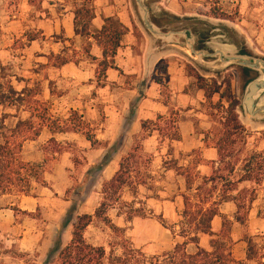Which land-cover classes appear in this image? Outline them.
<instances>
[{"label": "crops", "instance_id": "0c3cea01", "mask_svg": "<svg viewBox=\"0 0 264 264\" xmlns=\"http://www.w3.org/2000/svg\"><path fill=\"white\" fill-rule=\"evenodd\" d=\"M229 2L232 5L227 2L226 9H220L222 13L229 15V18L222 19L199 12V9L207 10L211 7L210 3L204 4L205 0H145V4H149L148 16L154 27L152 32L146 27L145 16H142L139 4L134 7L132 2L129 4L127 0H94L96 16L92 30L93 28L96 31L102 30L103 17L108 19L117 16L126 31L122 37L121 48L114 58L113 67L104 72L103 77L99 79L96 64L77 63L70 59L64 66L53 64L55 57H62L60 41H55L56 36L63 34L68 40L81 38L75 32V12L65 6L64 0L41 2L42 10L50 14L48 20L44 19L43 11L38 14L30 0H23L28 6L26 13L30 24H33V30L42 33L41 39L33 38L35 40L30 42V48L34 50L38 59H48L46 57L51 55L50 63L52 61L54 75L52 80L56 87L50 90L48 100H53V108L58 107L77 113L80 123L87 129L97 130L92 132L94 144L87 140L84 132L55 133L45 127L37 140L24 144L22 159L30 164H43L45 151L41 147L55 140L59 145L84 144L82 146L87 149L90 168L97 166L99 170L98 167L103 162L106 166L92 183H85V191L77 192L76 196L68 197V192L75 183H70L66 177L65 163H58L51 172L48 168L44 173L45 184L34 181L28 195L19 191L12 194L11 191L15 189L1 194L0 264H25L26 258L31 257L35 259L34 264H52L49 262L50 259L59 258L60 251L50 257L59 234L62 233L63 250L73 239L77 219L83 215H95L104 201L102 195L104 184L117 174L123 159L135 153L134 139L142 131V122L153 121L158 115L167 113L163 101L156 97L160 87L155 79L156 67L161 61L174 57L178 62L185 60L188 64L191 63L202 77L209 79H216L232 72L238 78L235 85L237 81L244 80L240 68L243 66L229 62V59L242 57L264 61V0ZM2 4L4 9H7L8 0L2 1ZM233 5H236L235 13L231 11ZM173 17L178 18L179 22L174 25L167 24V21L173 22ZM26 20L24 18V21ZM135 29L139 36L136 35ZM92 40L90 38L91 42ZM49 45H53L50 52L46 48ZM1 53L0 59L5 58L6 54ZM91 55L97 60H103L102 49L98 46H93ZM254 71L259 73V78L263 76L262 70ZM180 76L176 74L170 82L171 89L177 94L174 97L179 95L172 106L184 108L183 101L189 106L190 100L187 96L177 93L187 80L186 75ZM258 101V107L263 108L264 100ZM187 106H185L187 117L180 122V132L178 131L180 139L174 140L180 141L176 143L175 148L177 147L178 154L186 155L192 154L195 150L200 151L201 161L197 164L196 171L198 176L205 179L212 173L209 165L218 166L221 155L216 146L208 147L203 139L195 136L194 123L189 115L193 110H187ZM239 116L241 122L252 131L264 130V110L259 115L260 121L257 123L245 119L241 110ZM69 120L66 122L71 124ZM53 122L56 123L55 120ZM56 124L65 126L59 121ZM145 152L154 156L161 155L157 147L148 146ZM185 163L189 164L188 161ZM183 168L184 165L177 167V172L167 168L163 170L168 176L173 173L178 175V171H181L180 177L184 176L187 180V175L183 172L190 169ZM59 178L66 182H60ZM239 181L240 179L239 189L235 190V193L243 190H255L256 193L255 200L247 202L246 214H240L236 201L221 203L220 213L212 222L213 234H200L198 244L192 243L188 237L172 232L169 228L171 223L176 224L179 216L184 214L185 199L178 198L173 201L166 194L150 197L148 193L140 198H120L114 203L116 206H112L106 213V217L117 230L103 221L95 220L86 229L84 239L88 245L104 248L106 252L104 264H111V257L118 259L124 257L125 242L130 243L134 250L141 251L147 258H158L163 261L170 259V263V256H174L177 245L187 243L185 251L188 255H194L200 249L213 252V242L222 238L224 223L228 221L231 223L230 237L225 243L230 240V245L227 246L231 247L234 259L241 263L256 264L248 260V243L251 240L260 243L264 250V180L260 184L255 181ZM121 200L135 204L134 208L142 209L146 216L128 221L127 212L121 211L118 207ZM210 206L211 204L207 205ZM69 216L73 221L62 229ZM238 216L244 217L243 223L237 222Z\"/></svg>", "mask_w": 264, "mask_h": 264}, {"label": "rangeland", "instance_id": "374dc122", "mask_svg": "<svg viewBox=\"0 0 264 264\" xmlns=\"http://www.w3.org/2000/svg\"><path fill=\"white\" fill-rule=\"evenodd\" d=\"M2 1L4 0H0V55H2L1 52H4L6 56L0 59V81L4 86L12 83L18 92L26 88L31 90V93L39 91L42 97L38 96L37 99L48 103L44 106L41 105L40 108L28 104L21 106H5L0 109V117L6 119V125L10 128L15 127L19 121L34 120L38 114L41 117L48 115V119L53 118L52 121L55 120L56 123L57 121L62 122L65 127H69L71 124L66 121L68 119H70V122L71 119L76 120L72 116L73 112L58 107L53 108V100H48V98H50V90L56 87L55 82L52 80L54 75L52 61L50 63L51 55L46 57L48 59L41 60L35 56L34 50L30 48L32 39H41L42 33L33 30V24H30L26 13V11H28V6H26V3H23V0H8L9 4L7 5V9H4ZM42 1L43 0H30V3L38 10V14L43 11L40 6ZM85 1L86 0H64V4L75 12L76 9L86 4ZM127 1L129 4L132 2L131 4H133L134 7L138 4L137 0ZM227 2L230 4L229 0H205L204 4L210 3L211 7L207 10L199 9V12L201 11L200 13L202 14L211 15L212 9H226L225 6ZM88 6L93 8L96 16V5L94 0H91ZM233 6L234 8H232L231 11L235 13L236 5ZM140 10L142 16H145L144 10L142 8ZM43 13L44 19L48 20V18H50L49 12L43 11ZM36 15L34 18H36ZM24 18L27 20L24 21ZM108 19L113 20L117 25L121 24L117 16ZM108 19H104L103 17L104 25ZM92 23V42L89 38L85 37H81L78 40H68L63 34L56 36L55 41H60V52L65 59H70L77 63L89 62L90 64L98 65V74H100L99 79H101L104 75V72H102L103 68L100 67L101 59L95 60L96 58L91 55L93 46H98L94 37L99 35L101 31H96L95 28L92 30ZM10 25H12V27ZM123 32L126 34L124 29ZM135 33L139 36V34H137V29H135ZM49 41L51 42L52 40ZM46 48L47 51L50 52L53 49V45H49ZM262 71L263 76L261 78L264 79V69ZM176 74H178L179 77H181L180 75H183L182 77L186 75L187 77L181 91L177 92L183 96H187L190 100L188 102L189 106L183 101L184 108L172 106L174 105L173 101L177 100L179 97V95L174 97V95L177 94L170 87V82ZM196 75H200V73L191 63L188 64L185 60L178 62L175 60V57L164 59L157 65L155 79L160 87L156 97H160V101H163L164 106L167 108V113L165 115H158L153 121L142 122V125L145 123L147 124V128L145 130L142 128L141 133L134 139L133 148L135 149V157L131 160L133 182L138 185V191L133 192L130 188H127L120 196L115 195L109 198L111 199L109 202L110 205L116 206V204L114 205V201L116 199H122L123 197H126V199L140 198L145 193H148L150 197H160L166 194L172 198L173 201L178 198L183 200L188 198L191 205H193L189 212L192 214L195 211L197 212L195 208L199 206V204H197L199 201L213 203L214 200H216L218 201L217 203H219L220 199L224 197L236 196L238 198V205L242 207L240 214H246L248 208L247 202L256 197L255 190H243L240 193H235V189H239L238 180L244 174L243 170L248 165H251V169H255L253 176L256 179L259 181L264 180V130L252 131L251 128H247L241 122L246 131L235 136L229 135V129L225 126V115L221 110L222 106H228L226 98L223 96V99H221L220 95L208 98L205 91L198 87V82L195 78ZM206 79L210 84L211 79ZM215 80L219 85L224 82H229L231 84L234 97L241 103L238 112L240 113L241 110L245 119H250L253 123L260 121L259 115L252 117L246 112L245 108H243V100L247 91L244 80L240 82L237 81L235 85L238 78L236 74L232 72L219 76ZM56 94H58V91ZM258 99L261 101L264 100V92L260 94ZM185 106L188 107L187 110H193L189 115H191L190 118L194 123L195 136H199L200 140L203 139L206 146L210 147L219 144L220 148L223 150L219 165H209L212 169V173L205 179L198 176L196 171V166L201 161L200 151L195 150L192 154L186 155L178 154L177 147L175 148L176 143L180 142L174 141L180 139V122L187 117ZM32 108L36 109L34 110ZM247 114L248 116H246ZM77 117L79 119V115H77ZM96 130L97 128H94L93 131H90L94 133ZM150 139L151 144L149 145ZM194 141H196V138ZM82 145L84 144L66 143L57 145L56 143L49 142L48 145L41 147L45 151V161L40 165L43 166L45 172L48 168L51 172V169L58 163H65L64 167L67 169L65 175L69 178L70 183H75L72 190L68 192V197L76 196V193L80 191L84 192L85 183H92L93 179L100 173L97 166L90 168L88 165L86 155L87 149ZM148 146L150 148L157 147L161 155L154 156V154L145 152ZM185 161H188L189 164L185 163ZM181 165H184L183 169L186 167L190 169L189 172L194 180L192 191L188 190L186 177H180L181 171H178V175L172 172L173 174L168 176L167 172L163 170V168H167L168 170L177 172V167ZM59 181L63 183L66 182V180L62 181L60 178ZM198 188H201L199 193H197ZM17 191L19 190L16 188L11 192L14 194V192L18 193ZM126 204L135 207V204L121 200L118 204L121 211L130 212V208H127ZM194 227V225H190L189 218L185 217L183 213L181 217L179 216L176 224L171 223L169 225L172 232L178 233L183 237H188L190 241L193 237ZM222 238L220 240H222ZM251 241L253 242V240ZM226 245H230V240L226 242ZM123 246L124 257L120 259L111 257V264H166L170 261V259L169 261H163L158 258H147L141 251L134 250L128 242L123 243ZM263 257L264 250L260 247V243H254V259L250 261L256 264H263ZM170 258L172 259L173 256H170ZM34 261V257L26 258L25 264H34ZM50 261L52 264H57L58 258L50 259L49 262ZM169 264H171V262Z\"/></svg>", "mask_w": 264, "mask_h": 264}, {"label": "trees", "instance_id": "16d2710c", "mask_svg": "<svg viewBox=\"0 0 264 264\" xmlns=\"http://www.w3.org/2000/svg\"><path fill=\"white\" fill-rule=\"evenodd\" d=\"M90 2L91 0H86V4L84 6L75 10L76 35L89 39L92 38L91 23L95 19L93 8L88 6ZM146 6L149 7V4L146 3ZM211 16L222 19L229 18V15L216 9H212ZM177 22H179V19L173 17V22L167 21L166 23L174 25ZM123 29L124 28L121 24L117 25L113 22V20L108 19L100 34L94 37L98 46L103 52V60L100 62V67L103 68L102 72H106L109 68L113 67L112 65L114 64V58L121 48L122 37L125 35ZM55 58V62L53 63L55 66H64L69 62L68 59H65L61 56ZM240 68L245 80V88H247L251 82L259 78V73L256 71L247 67ZM195 78L197 79L198 87L205 91L208 98H212L216 95H220L221 99H223V96L226 98L228 106L220 107L225 115V126L229 129V135L231 134L235 136L241 132H245V127L242 125L238 113L241 103L234 97L231 84L229 82H224L223 84L219 85L215 79H211V83L209 84V81L200 75H196ZM38 96L42 97V94H40L39 91L31 93V90L26 88L23 91L18 92L12 83L4 86V84L0 81V109L5 106H21L24 104L35 107L38 106L40 108L41 105L44 106L48 103L38 100ZM32 109L35 110L36 108ZM39 116L40 115L38 114L34 120L19 121L15 127L12 128L6 125L5 118L0 117V195L6 194L7 192L16 188L20 193L28 195L34 181L43 185L45 184V171L43 170V167L37 164L26 163L22 159L24 144L29 141L37 140L45 127H48L52 132L55 133L84 132L87 140L95 144V139L94 136H92L90 129H87L84 124L80 123L77 113H73L72 116L76 120L71 119V125L69 127L56 126V123L53 122L51 118L48 119V115L45 117ZM142 128L145 130L147 128V124H143ZM51 142L58 145L55 140H52ZM216 148L219 150L220 155H222L223 150L220 148L219 144L216 145ZM133 157L135 156L133 153H131L129 156L124 158L117 174L109 182L104 184L102 190L104 201L100 208L97 209L95 215H83L77 219L76 223L74 224L73 239L71 243L63 250H61L62 233L59 234L58 240L50 256L53 257L60 251L57 264H104V258L106 256L104 248H95L91 245H88L84 239V233L95 220L103 221L107 225H110L112 228L116 229L112 225L111 221L106 217L107 211L113 206L109 204L111 201L109 198H112L115 195L120 196L121 193L127 188H130L133 192L138 191V185L133 182L132 177L131 160ZM105 166L106 163L103 162L98 167L99 171H102ZM243 173L244 174L241 176L239 182L255 181L257 184L261 183V181L253 176L255 169H251V165L246 166L243 170ZM183 174L187 175L188 190L192 191L194 180L192 179L190 172H183ZM200 190L201 188H198L197 193H199ZM252 200H255V197L251 199V201ZM116 201H118V199H116L114 202ZM228 201L238 202V198L224 197L219 201V203L199 201L197 203L199 206L196 205L197 207L195 208V210L197 209V212L195 211L190 214L189 212L193 205H191L188 198H185L186 209L184 216L189 218L190 225L195 226L193 231L194 237L191 238L192 243L198 244L200 234H213L212 222L220 213L219 205ZM208 204H211V206L207 207ZM126 206L130 208V212L127 213L128 221H132L136 217L146 216L142 209H135L134 206H130L129 204H126ZM238 208L239 211H241L242 207L240 205H238ZM72 221L73 218L69 216L64 222L62 229H64ZM237 222L243 223L244 217L238 216ZM162 223H164L163 220ZM230 227L231 223L226 221L222 231L223 240H214L213 252L200 249L196 254L188 255L185 251L187 243L183 245H177L174 251V256L171 259V264H242L241 262H237L234 259L231 252V247L227 246L225 243V241H227V239L230 237ZM248 245V260H253L254 243L250 241Z\"/></svg>", "mask_w": 264, "mask_h": 264}, {"label": "water", "instance_id": "95a60500", "mask_svg": "<svg viewBox=\"0 0 264 264\" xmlns=\"http://www.w3.org/2000/svg\"><path fill=\"white\" fill-rule=\"evenodd\" d=\"M137 2L140 8H142L145 12L144 20H145L146 27L150 31L154 32V27L151 23V19L148 16V13H149L148 7L146 6L144 0H137ZM229 62H234L239 66L247 67L253 70H263L264 69V61L262 60L253 61V60L245 59L242 57H235V58L229 59ZM263 92H264V79L262 78L254 80L247 87V91H246V94L243 100V105H244L246 112L252 117H256L262 114L264 110V102H263V108L258 107V103H259L258 98L260 94Z\"/></svg>", "mask_w": 264, "mask_h": 264}]
</instances>
